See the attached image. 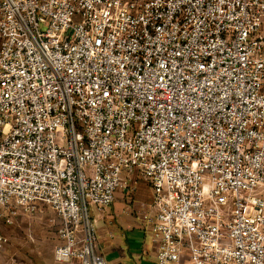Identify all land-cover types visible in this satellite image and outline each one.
<instances>
[{
    "label": "built area",
    "instance_id": "built-area-1",
    "mask_svg": "<svg viewBox=\"0 0 264 264\" xmlns=\"http://www.w3.org/2000/svg\"><path fill=\"white\" fill-rule=\"evenodd\" d=\"M140 181L158 264H264V0H0V249L44 204L109 264L91 210Z\"/></svg>",
    "mask_w": 264,
    "mask_h": 264
},
{
    "label": "rangeland",
    "instance_id": "rangeland-1",
    "mask_svg": "<svg viewBox=\"0 0 264 264\" xmlns=\"http://www.w3.org/2000/svg\"><path fill=\"white\" fill-rule=\"evenodd\" d=\"M138 187L136 192L131 193L130 202L123 197L124 191L118 192V200H124L130 205L127 208L129 211H137L140 208L149 211L153 191L144 181H140ZM139 220L144 228V222L140 217ZM61 224L60 218L48 205L40 204L33 212L21 211L13 224L1 227L8 242L0 249V264L11 260L22 264H79L76 259L60 262L55 257L54 249L61 239ZM144 232L152 244L150 232L145 228Z\"/></svg>",
    "mask_w": 264,
    "mask_h": 264
},
{
    "label": "crops",
    "instance_id": "crops-1",
    "mask_svg": "<svg viewBox=\"0 0 264 264\" xmlns=\"http://www.w3.org/2000/svg\"><path fill=\"white\" fill-rule=\"evenodd\" d=\"M118 195L112 206L91 210L101 252L109 264H158L155 247L146 237L139 220L142 209L129 211L130 205L118 200ZM123 197L127 202L132 200L128 193Z\"/></svg>",
    "mask_w": 264,
    "mask_h": 264
}]
</instances>
